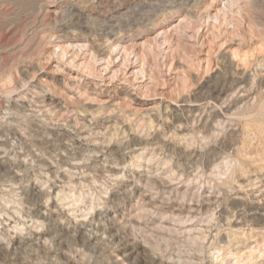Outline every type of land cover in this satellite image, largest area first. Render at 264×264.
<instances>
[{
  "label": "rangeland",
  "instance_id": "obj_1",
  "mask_svg": "<svg viewBox=\"0 0 264 264\" xmlns=\"http://www.w3.org/2000/svg\"><path fill=\"white\" fill-rule=\"evenodd\" d=\"M0 264H264V0H0Z\"/></svg>",
  "mask_w": 264,
  "mask_h": 264
},
{
  "label": "bare ground",
  "instance_id": "obj_2",
  "mask_svg": "<svg viewBox=\"0 0 264 264\" xmlns=\"http://www.w3.org/2000/svg\"><path fill=\"white\" fill-rule=\"evenodd\" d=\"M82 135V134H81ZM81 138V137H80ZM84 140V139H83ZM129 184V183H128ZM131 184V183H130ZM35 188V187H34ZM127 188V187H126ZM41 208V207H40ZM110 231H111V229H110ZM107 234V233H106ZM29 242V241H28ZM116 248V247H115Z\"/></svg>",
  "mask_w": 264,
  "mask_h": 264
}]
</instances>
